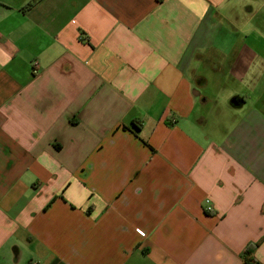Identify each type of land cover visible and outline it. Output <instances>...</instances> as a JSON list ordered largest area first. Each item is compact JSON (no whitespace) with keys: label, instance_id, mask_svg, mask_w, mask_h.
I'll return each instance as SVG.
<instances>
[{"label":"crops","instance_id":"obj_1","mask_svg":"<svg viewBox=\"0 0 264 264\" xmlns=\"http://www.w3.org/2000/svg\"><path fill=\"white\" fill-rule=\"evenodd\" d=\"M260 14L0 0V264H264Z\"/></svg>","mask_w":264,"mask_h":264},{"label":"trees","instance_id":"obj_2","mask_svg":"<svg viewBox=\"0 0 264 264\" xmlns=\"http://www.w3.org/2000/svg\"><path fill=\"white\" fill-rule=\"evenodd\" d=\"M30 5V4H29ZM134 127H136V129H138V126L134 124ZM254 245H250L247 250H246V256H245V261L248 264H256L251 257L249 256V253L251 252V250L253 249Z\"/></svg>","mask_w":264,"mask_h":264},{"label":"rangeland","instance_id":"obj_3","mask_svg":"<svg viewBox=\"0 0 264 264\" xmlns=\"http://www.w3.org/2000/svg\"><path fill=\"white\" fill-rule=\"evenodd\" d=\"M264 19V14L258 15V22Z\"/></svg>","mask_w":264,"mask_h":264},{"label":"built area","instance_id":"obj_4","mask_svg":"<svg viewBox=\"0 0 264 264\" xmlns=\"http://www.w3.org/2000/svg\"><path fill=\"white\" fill-rule=\"evenodd\" d=\"M34 65H36V63H35ZM34 70H35V69H34Z\"/></svg>","mask_w":264,"mask_h":264}]
</instances>
